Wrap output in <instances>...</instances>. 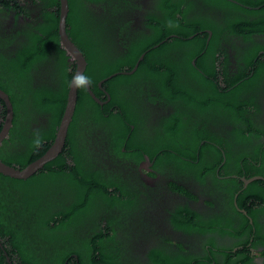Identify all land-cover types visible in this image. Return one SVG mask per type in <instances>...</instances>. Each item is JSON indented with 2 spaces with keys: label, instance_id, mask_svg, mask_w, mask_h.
<instances>
[{
  "label": "trees",
  "instance_id": "obj_1",
  "mask_svg": "<svg viewBox=\"0 0 264 264\" xmlns=\"http://www.w3.org/2000/svg\"><path fill=\"white\" fill-rule=\"evenodd\" d=\"M154 2L157 8L141 15V29L128 31L120 25V14L137 7L133 0H68L67 33L85 57L84 76L91 90L104 102H97L85 84L78 86L62 151L27 178L0 173V264H256L246 248L249 243L261 247L259 255L264 258L263 179L251 181L236 198L247 214L232 202L234 186L229 188L232 197L227 202L228 216L224 213L202 218L186 204L176 206L179 216L173 220L175 225L201 233L224 234L226 226L231 225L233 234L232 223L238 216L244 238L237 244L216 245L210 237L207 242L211 246L205 248L204 242L198 252L154 245L140 262L133 259L129 249L126 254L124 247L114 242L113 215L125 211L134 197L131 178L113 171L110 165L131 164L145 153L150 158L155 155L154 168L161 172L164 168L178 176L203 180L200 175L210 170L217 180L215 168L225 158L220 165L224 172L230 160V167L236 166L242 174V161L245 169L253 167L254 174L264 177V119L258 121V132L251 135L241 125H233L230 140L208 130L220 146L206 143L203 147L213 149L214 154L186 153L195 151L207 130L200 125L202 121L194 123L183 117L185 113L176 104L174 113L161 117L155 127L148 125V132L138 136L146 124L141 110L146 112V102L158 101L160 94L168 103L177 101L183 108L193 107L202 114L211 109L210 120L219 118L227 106L235 118L244 116L247 122L245 112L254 113L257 107L253 105V112L245 106L236 110L238 101L234 97L249 92L257 83L258 92H264V52L254 59L259 49L264 51V0ZM90 3L100 5L109 16H98ZM5 7L30 21L22 24V31L17 29L21 32L2 37L0 44V89L8 94L13 109L12 125L3 140L9 148L0 158L21 168L52 143L75 62L60 46L59 0H0L1 13H5ZM257 34L263 38L258 36L257 40ZM116 35L124 39L119 56L114 55ZM227 45L234 50L235 61L230 60ZM143 52L139 73H117L125 66L132 68ZM142 70L145 75L141 81L148 84L134 87ZM246 75L232 88L233 97L226 96L221 82L231 77L239 81ZM104 78L100 87L98 82ZM246 100L242 104L248 105ZM4 106L0 99V128ZM257 106L264 118L260 104ZM216 122L212 121L214 125ZM235 144L243 149L236 152ZM170 181L175 184L174 179ZM231 183L237 186L241 181L232 176ZM249 215L253 224L248 222ZM239 244L243 248L234 252L233 247ZM214 251L220 255L216 257Z\"/></svg>",
  "mask_w": 264,
  "mask_h": 264
},
{
  "label": "flooded vegetation",
  "instance_id": "obj_2",
  "mask_svg": "<svg viewBox=\"0 0 264 264\" xmlns=\"http://www.w3.org/2000/svg\"><path fill=\"white\" fill-rule=\"evenodd\" d=\"M137 7H130L125 10L124 14L121 15L120 25H125L127 30H137L141 29V15L145 12V10H155L157 6L155 5L154 0H133ZM264 4V2H263ZM32 8V6H28ZM91 9L98 15L102 17H108L109 13L104 11V9L95 3H90ZM257 8L260 5L256 6ZM17 10H12L10 8L5 7V13L0 12V44H2L1 38L9 35V34H17L21 32L24 28L22 27L27 22H30L28 17L23 16L22 14H18ZM17 23V26H15ZM23 24V25H22ZM17 29L21 31H17ZM206 31H210L208 28H205ZM120 31V30H119ZM118 31V32H119ZM118 34V33H117ZM209 34V33H208ZM258 36L261 37V34H257L255 37L258 40ZM115 46L117 47V51L114 54L115 56H119L121 51H123V36L116 35L115 37ZM241 39V38H238ZM237 40V37H236ZM73 41V40H72ZM74 42V41H73ZM75 43V42H74ZM234 44V43H233ZM61 46V44H60ZM62 47V46H61ZM63 48V47H62ZM64 49V48H63ZM258 49V47H257ZM65 50V49H64ZM228 56L231 61H235L234 58V50H232L230 45H227L226 49ZM263 50L259 49L256 53L254 59H257L258 56L263 54ZM66 53V51H65ZM67 54V53H66ZM68 55V54H67ZM145 52H143L134 63L133 67L129 69L128 66H125L123 70L117 72L118 74H133L137 71L141 60L144 59ZM69 56V55H68ZM69 60L70 56H69ZM74 61V60H72ZM75 62V61H74ZM195 59L192 60L194 64ZM145 67V63L144 66ZM130 70V71H129ZM132 70V71H131ZM129 71V72H127ZM140 70L137 72L139 73ZM142 76L137 77L133 83H135L134 87H145L148 83L142 82V78L145 75V70H142ZM252 71L250 72V75ZM210 77V76H209ZM247 78L246 76H242L239 78V81L236 78H225L224 82H221V85L224 88L225 92H228L226 96H232L231 91L232 88L239 82H243ZM238 81V82H237ZM132 83V84H133ZM150 85V84H149ZM117 89L122 90L121 86L116 85ZM87 89V88H86ZM103 89V88H102ZM104 90V89H103ZM249 92H241L240 95L235 96L234 98L238 101V105L235 106L236 110H241L242 107H248L250 112H253L252 107L255 105L257 108L254 110V113H246L247 122H245V117L242 116L240 118H235L230 111V108L225 106V111L219 116V118L215 120H210L211 117V109L205 111L203 114L196 110L193 107L183 108L182 105H179L177 101L168 103L166 101V97L163 94H160V98L158 101H147L146 102V112L141 110V114L143 119L146 121L144 129L141 130V133L138 135L139 137L143 134L147 133L148 125L157 126L160 123V118L174 113L175 105L180 106V110L185 113L182 115L185 118H188L191 122H203L200 125L204 127L206 132L201 136L199 142L196 145L195 151L189 150L186 153H195L196 156L200 154V151L210 152V154H214V150L211 148H204L203 145L206 143L211 144V146H217L219 148V144L213 141V138L209 135L208 130L215 131L220 134V136H226L229 140L231 138L232 129L234 126L241 125L240 128L244 129L246 133L249 135L255 134L258 132V121H262L264 118L262 115L258 113V103L260 104V109L264 114V92H258V83L251 89ZM264 91V90H263ZM105 92V90H104ZM259 94V95H258ZM103 96V94H102ZM98 97V96H97ZM233 97V96H232ZM99 98V97H98ZM244 98H247L246 103L248 105L242 104ZM100 99V98H99ZM101 100V99H100ZM98 102V101H97ZM255 104H254V103ZM100 103V102H99ZM103 104V101L100 103ZM257 104V105H256ZM5 107V106H4ZM170 112V113H169ZM5 116H6V107H5ZM5 116L2 122V126L5 120ZM249 119V122H248ZM237 120V121H236ZM212 121H217L216 124L212 123ZM234 125V126H233ZM252 125L253 128H249L248 126ZM1 126V128H2ZM58 127V126H57ZM256 127V128H255ZM0 128V130H1ZM249 128V129H247ZM254 129V130H253ZM10 130V129H9ZM247 130H249L247 132ZM256 131V132H255ZM230 132V133H229ZM9 133V131H8ZM159 133V132H157ZM8 137V134L0 141V154L3 155L8 150V145L3 144V140ZM252 138L257 141L258 137ZM236 152L241 151L243 148L235 144L234 145ZM16 146L10 149L12 152ZM206 150V151H205ZM224 156V155H223ZM258 157V156H256ZM130 158L133 159L132 156ZM155 155L151 158L142 153V157L139 160H135L136 162H132L131 164L125 163V166L122 165H110V169L116 172H121L125 176L131 178V195L134 197V202L126 208L125 211H118L113 216L114 217V235H115V243L116 245H120L121 248L124 247L125 253L127 254V250L129 249L131 256L135 261L142 262L144 259V253L146 250L154 245H159L162 248L173 249H182L186 248L192 252L201 251V245L204 244L205 248L210 247L207 242L208 238L212 237L216 245H227L237 244L238 241H241L244 236L240 231V218L237 216L234 219V223H232L234 233H230V226H226L225 233L219 232H207L201 233L196 230H185L181 227L175 225L173 220L176 219V216L179 214L176 213V206L178 204L187 205L190 209L200 213L202 218H210L215 215H223L224 213L228 216L230 211V206L228 205V200L231 198V190L230 187L234 186L233 190V199L232 202L237 210L247 214L246 211L238 206L236 198L242 192L243 188H245L251 181L246 182L245 180L250 179L253 176H258V174H254L253 167L245 169L242 165L240 171L242 174H238V170L236 171V166L233 168L230 167V160H228L226 164V171H232V173H225L224 169L220 168V165L225 161V158L221 161L220 165H218L215 169V172L218 176L217 180L212 178V171H204L200 176L203 177V180H198V178L190 177L186 174L182 176H178L174 173L167 172L163 168V172L159 171L158 168H154L153 161ZM2 161V158H0ZM252 163H255L253 159L250 160ZM256 167H258V161L256 162ZM246 171L252 173L248 174ZM222 172V173H220ZM171 174V175H170ZM172 174L174 177H172ZM170 175V176H169ZM247 175V176H246ZM238 177V183L241 181V184L231 183V177ZM229 179L226 182L220 179ZM174 179L175 184H171L170 180ZM258 179V178H257ZM255 180V179H254ZM253 181V180H252ZM252 200V199H251ZM226 204V207L224 206ZM122 212V213H121ZM248 222L253 224L252 218L249 216ZM264 219V215L262 216ZM256 220L258 222V214L256 215ZM91 225H97V223H91ZM90 225V226H91ZM225 227V226H224ZM254 228V225L252 229ZM164 239L166 240L164 242ZM131 244L135 245V255H132L130 250ZM243 248L242 244L235 245L233 247L234 252L237 249ZM246 248L249 249L250 256L252 257V261L256 264H263V256L259 255V250L261 247L251 246L250 243L246 244ZM212 249H216L212 247ZM214 255L218 257L220 255L219 252L214 251ZM204 259V258H203Z\"/></svg>",
  "mask_w": 264,
  "mask_h": 264
},
{
  "label": "water",
  "instance_id": "obj_3",
  "mask_svg": "<svg viewBox=\"0 0 264 264\" xmlns=\"http://www.w3.org/2000/svg\"><path fill=\"white\" fill-rule=\"evenodd\" d=\"M68 13V0H59V20H58V34H59V40L61 46L65 49L66 53L70 56L71 60L75 61V69L72 74L69 86H68V92H67V98L66 103L64 106L63 114L61 117V120L58 124L55 137L52 141V143L49 145V147L45 150V152L39 156L37 159L33 160L32 162L28 163L26 166L17 168L14 166H11L9 164H6L2 161H0V173L4 175H8L14 178H27L30 175L34 174L38 170H40L46 162L52 160L55 158L63 149L66 141V136L68 132L69 123L72 119L75 105H76V99H77V88L78 85H75L74 83V77L77 75H83L84 76V70L86 67V60L81 52V50L78 48V46L70 39L67 30H66V17ZM210 36V31H208ZM130 71V70H129ZM127 71V72H129ZM132 71V70H131ZM107 79L104 78L98 82V85L101 87L102 82ZM89 94L98 102H104V100H100L91 90L90 85L87 81L85 84ZM109 97V95H108ZM0 99L4 102V105L6 107V116L3 123V126L0 130V141L8 134V131L12 125V117H13V109H12V103L10 101V98L6 92H4L2 89H0ZM263 179L264 177L261 175L253 176L248 180H245L246 182L252 181L254 179Z\"/></svg>",
  "mask_w": 264,
  "mask_h": 264
},
{
  "label": "clouds",
  "instance_id": "obj_4",
  "mask_svg": "<svg viewBox=\"0 0 264 264\" xmlns=\"http://www.w3.org/2000/svg\"><path fill=\"white\" fill-rule=\"evenodd\" d=\"M87 81H88V78L83 75H77L76 77H74V83L75 85H78V86H83L84 84L87 83Z\"/></svg>",
  "mask_w": 264,
  "mask_h": 264
},
{
  "label": "rangeland",
  "instance_id": "obj_5",
  "mask_svg": "<svg viewBox=\"0 0 264 264\" xmlns=\"http://www.w3.org/2000/svg\"><path fill=\"white\" fill-rule=\"evenodd\" d=\"M26 1H27V0H26ZM28 6H30V4H28ZM131 247H132V249L130 248V250H131V252H132V255H135V256H136L135 251H133V250H135V245L133 246V245L131 244Z\"/></svg>",
  "mask_w": 264,
  "mask_h": 264
}]
</instances>
